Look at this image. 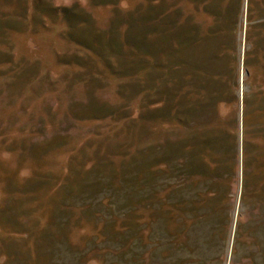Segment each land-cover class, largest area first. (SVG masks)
<instances>
[{
	"label": "rangeland",
	"instance_id": "obj_1",
	"mask_svg": "<svg viewBox=\"0 0 264 264\" xmlns=\"http://www.w3.org/2000/svg\"><path fill=\"white\" fill-rule=\"evenodd\" d=\"M0 264H264V0H0Z\"/></svg>",
	"mask_w": 264,
	"mask_h": 264
},
{
	"label": "trees",
	"instance_id": "obj_2",
	"mask_svg": "<svg viewBox=\"0 0 264 264\" xmlns=\"http://www.w3.org/2000/svg\"><path fill=\"white\" fill-rule=\"evenodd\" d=\"M215 36L216 37H219L220 36V32L216 33Z\"/></svg>",
	"mask_w": 264,
	"mask_h": 264
}]
</instances>
